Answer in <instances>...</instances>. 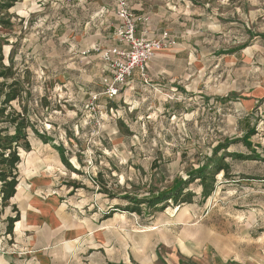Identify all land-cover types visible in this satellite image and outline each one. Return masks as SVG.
Returning a JSON list of instances; mask_svg holds the SVG:
<instances>
[{"label":"rangeland","instance_id":"obj_1","mask_svg":"<svg viewBox=\"0 0 264 264\" xmlns=\"http://www.w3.org/2000/svg\"><path fill=\"white\" fill-rule=\"evenodd\" d=\"M75 1L0 6L4 63L12 62L32 90L12 104L17 110L27 104L50 138L31 130V153L21 149L19 204L24 209L30 198L55 195L63 206L53 227L25 221L17 241L4 234V264H264V0H172L188 35L180 39L185 48L179 40L172 47L187 68L184 103L169 110L158 100L128 105L124 88L114 98L100 94L96 116L88 101L103 88L88 79L92 64L77 57L72 35L93 8L80 11ZM94 52L102 62L101 51ZM197 88L204 93L191 98ZM248 126L255 128L252 146L241 140ZM221 143L228 147L214 163L226 164L227 175L216 174L207 196L195 179L185 202L123 211L124 194L172 187ZM99 175L115 197L102 191ZM115 206L119 213L103 221Z\"/></svg>","mask_w":264,"mask_h":264},{"label":"crops","instance_id":"obj_2","mask_svg":"<svg viewBox=\"0 0 264 264\" xmlns=\"http://www.w3.org/2000/svg\"><path fill=\"white\" fill-rule=\"evenodd\" d=\"M24 1L27 2L30 0ZM37 1L38 0H36V2ZM75 2L80 6V11L84 9V4H86L88 8L91 6L93 8V11L87 16L86 20L80 17V21L72 34L77 43L75 46L77 49L76 55L88 66L92 64L88 71V79L90 81L94 80V82L99 80L100 86L103 88L101 80L104 76L109 74V70H107L104 61L101 62L99 55L94 51L96 48L108 49L113 46H124V44L115 36L116 28L120 23L117 15V0H76ZM172 2L174 1L128 0L129 6L137 21L136 34L140 36L145 34L144 32L146 30V35L148 37L160 38L165 31H168L173 38H177L179 41L183 38L187 39L188 35H182L183 31L181 25L183 23L181 20L184 17V14H181L178 5H175V3L173 4ZM188 11L187 13L185 12L187 14L186 19H190V12ZM182 43L183 42L180 41L181 46ZM182 47L185 48L186 46L183 45ZM181 54L182 52H180L179 49L175 50L172 48L159 52L156 57L148 63L145 75H142L140 69L136 68L133 71L132 76L129 78L127 86L124 87L125 91L123 93H125L124 95L128 105L133 104L138 100L144 105L152 104L158 100V102L165 104L169 110L171 108L174 109L176 105L184 103L182 99L186 96H183L182 85L187 86V84L183 80V73L184 69L187 68L178 64V59ZM86 86L90 89L92 88L90 84ZM202 93H204L203 89L201 90L200 88H197L193 92H190V95H192L191 98L195 97L197 99ZM174 111H176V109L170 113L172 118L177 116V112L175 113ZM20 184L21 179L16 194L8 201L7 205H0L1 216L6 208H8L7 215L9 211L11 212V214L6 217L5 223L0 222L1 264L2 261L3 264L6 263L7 258L5 253H3L4 251H1L4 234L10 236V239L17 241V239L23 234L21 227L23 225L22 222L25 221L26 225H29L28 227L30 228H40L41 230H44L49 225L53 227L52 223L54 224L58 220L59 211L63 208L60 199L54 195L48 199H42L37 196L36 198H30L23 209L19 204L20 200L18 198L21 193ZM14 207L19 210L20 219L15 223L17 228L14 225L13 233H6L8 217L15 216L17 213V211L14 210ZM126 212L133 215V212ZM112 213L116 214L119 212L113 211ZM106 214H108V212L102 213V217L104 218L103 221L113 215ZM61 225L64 227L63 222ZM28 227H25V229L27 230ZM12 245L16 244L12 243ZM12 253L13 252H11V255H13ZM13 257L14 256H11L12 259Z\"/></svg>","mask_w":264,"mask_h":264},{"label":"trees","instance_id":"obj_3","mask_svg":"<svg viewBox=\"0 0 264 264\" xmlns=\"http://www.w3.org/2000/svg\"><path fill=\"white\" fill-rule=\"evenodd\" d=\"M18 0H0L1 7H12ZM5 23V22H4ZM3 43L0 41V205H7L8 201L16 194L17 187L20 182L19 163L22 161L21 149L26 151L32 150L30 141V131L33 130L46 142L50 141L44 133H41L35 126L31 115L30 108L27 104L22 105V110H17L13 106V101H23L24 94L31 95V88L27 87L21 74L14 70V65L4 63ZM255 133V128L246 127L244 135L241 140L247 146H252L250 140L251 135ZM228 147V144L221 143L217 145L211 155L208 157L207 163L193 169L189 172L188 178H181L172 187L158 191L149 192L147 195L139 196L137 194H124L122 198L128 201L127 206L123 211L142 212V205L147 208L160 207L164 208L168 200L172 199L178 204L185 202L191 197L192 192H185L188 185L195 179H199L201 184H204L202 190L203 196H207L210 185L216 182V174L221 170L226 172V164L219 161L216 164L214 155L222 148ZM255 155L256 152H253ZM236 155L239 159H258L259 156H251L242 153L232 154ZM214 163V164H212ZM104 188L102 191L115 197L116 194L110 192L106 184L102 182L101 175L95 179ZM211 181V182H210ZM212 188V187H211ZM119 206H115L111 211H118ZM15 216H9L7 219L6 233H13L15 223L20 219L19 210ZM109 212L106 215H112Z\"/></svg>","mask_w":264,"mask_h":264},{"label":"built area","instance_id":"obj_4","mask_svg":"<svg viewBox=\"0 0 264 264\" xmlns=\"http://www.w3.org/2000/svg\"><path fill=\"white\" fill-rule=\"evenodd\" d=\"M117 15L120 23L115 31L117 39L124 46H113L108 49H99L101 58L109 70V74L101 80L103 90L90 95L88 108L95 116L99 112V95L105 94L108 98H114L127 86L133 71L139 68L145 75L149 62L164 50L175 47L178 39L173 38L165 31L160 38L148 37L145 34H136L137 21L131 10L128 0H117Z\"/></svg>","mask_w":264,"mask_h":264}]
</instances>
